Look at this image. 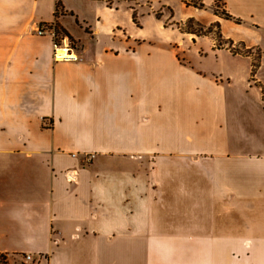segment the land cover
Instances as JSON below:
<instances>
[{"label": "crops", "instance_id": "obj_1", "mask_svg": "<svg viewBox=\"0 0 264 264\" xmlns=\"http://www.w3.org/2000/svg\"><path fill=\"white\" fill-rule=\"evenodd\" d=\"M225 1L231 18L213 0H0L9 264H264V53L259 88L251 59L179 27L220 21L264 50V0Z\"/></svg>", "mask_w": 264, "mask_h": 264}, {"label": "trees", "instance_id": "obj_2", "mask_svg": "<svg viewBox=\"0 0 264 264\" xmlns=\"http://www.w3.org/2000/svg\"><path fill=\"white\" fill-rule=\"evenodd\" d=\"M217 13L222 17H227V18L232 17V15L226 10L223 11L217 10ZM179 27L183 32L192 33L198 36H202V35L212 36L215 41V46L217 48L227 47L232 51L239 52L242 54L253 53L254 49H257V51L259 50L258 48L247 47V45L243 41L237 42L232 38L225 37L222 31V25L220 21H215L209 25H205L200 21L196 20L195 18L191 17L185 21L180 22ZM258 54L260 56V52H258ZM260 64H261V57L257 60L256 63H253L252 65L253 66L252 76L254 77L256 76ZM1 259H5V256L0 257V261Z\"/></svg>", "mask_w": 264, "mask_h": 264}, {"label": "rangeland", "instance_id": "obj_3", "mask_svg": "<svg viewBox=\"0 0 264 264\" xmlns=\"http://www.w3.org/2000/svg\"><path fill=\"white\" fill-rule=\"evenodd\" d=\"M197 1L198 2H202L203 0H197ZM139 2H140V4L142 3L141 0H139ZM144 4H146L147 6H151V4L153 5V3L151 1H147ZM204 8L211 9V10H208V11H211V13L214 12V11L217 12V10H221V11L226 10L227 11V3H226L225 0H213V3L212 4H210V5H206L205 4ZM156 12H158V10H155V13ZM165 20H166V24L165 25H167V26H169V25L170 26H172V25H176L177 26L178 25L176 23L172 24V20H170L169 18H166ZM205 24H208V23H205ZM254 48H258L259 50L257 51V49H254L253 53H250V54H242V53H239V52H235V51H232L231 49H229L227 47H224L222 49L223 50H226V51H229V52H231V53H233L235 55H239V56H242V57H246V58L251 59V64L253 65V63H256L257 60L260 57L262 58V55L264 53L263 48H261L260 46H256ZM258 52H260V56H259ZM252 68H253V66L251 67V71H252ZM246 75H248V74L245 73L244 70H241V74H240V77H239V82H241L242 84H244L245 81L247 80V78L245 77ZM248 78H249V83L251 85H255V86L261 88V86L259 84L260 82L257 81L256 77L252 76V72H251V74L249 75ZM261 90H262V94H263L262 96L264 98V89L261 88ZM28 254H33V253H25L22 256H19V261L17 262V264H37V260H38L39 256L37 254H33L35 256V259L34 260H29L27 258V255ZM2 256L3 255L0 254V257H2ZM2 263L3 264H5V263L8 264L4 259H1L0 264H2Z\"/></svg>", "mask_w": 264, "mask_h": 264}, {"label": "built area", "instance_id": "obj_4", "mask_svg": "<svg viewBox=\"0 0 264 264\" xmlns=\"http://www.w3.org/2000/svg\"><path fill=\"white\" fill-rule=\"evenodd\" d=\"M48 33L49 34L51 33L55 38L57 37V33H55L54 26L50 25L48 23H44L43 26L39 30V34L40 35H46ZM54 46L55 47H54L53 57H54V60L56 62L78 60L79 59V55L75 51L76 49L72 44L66 45V44L55 42ZM74 155H76V154H74ZM27 258L29 260H34L35 256L33 254H28ZM4 260L9 264V262L6 260V258Z\"/></svg>", "mask_w": 264, "mask_h": 264}]
</instances>
